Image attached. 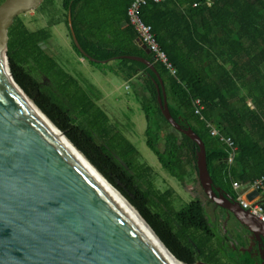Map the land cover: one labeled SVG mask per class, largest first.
Segmentation results:
<instances>
[{
  "label": "trees",
  "instance_id": "trees-1",
  "mask_svg": "<svg viewBox=\"0 0 264 264\" xmlns=\"http://www.w3.org/2000/svg\"><path fill=\"white\" fill-rule=\"evenodd\" d=\"M132 1L62 0L61 5L68 31L70 13L81 49L94 60L85 57L72 40L73 50L92 65L118 62L117 73L141 103L147 147L169 175L182 181L186 174L190 179L192 199L180 208L171 205L169 191L156 188L151 166L98 105L99 89L79 72L66 70L42 48L41 42L55 40L48 28L30 31L20 15L9 28L13 78L59 130L68 126L80 133L103 165L66 136L177 259L187 264H262L252 252L240 250L245 247L242 241L234 243L240 249L233 247L237 239L227 227L226 209L205 195L198 180L200 148L164 117L154 71L122 56H142L153 63L172 117L183 129L191 128L204 144L213 187L236 200L233 181L247 186L264 173V0H164L144 5L141 17L180 72L178 78L138 43L127 17ZM28 58L34 63L31 67L24 66ZM194 100L202 104L203 118L195 114ZM208 124L233 139L238 154L231 164L226 155H219L225 146L210 135ZM207 204L217 208L213 217Z\"/></svg>",
  "mask_w": 264,
  "mask_h": 264
},
{
  "label": "water",
  "instance_id": "water-1",
  "mask_svg": "<svg viewBox=\"0 0 264 264\" xmlns=\"http://www.w3.org/2000/svg\"><path fill=\"white\" fill-rule=\"evenodd\" d=\"M42 1L0 3V264H170L7 80L22 91L11 71L9 28L17 16L36 9ZM67 19L74 44L94 60L81 49L70 13ZM137 41L149 54L150 49ZM122 57L143 62L156 74L164 117L200 148L197 176L205 195L231 212L258 240H264V224L213 187L204 144L191 128L183 129L172 117L153 63L142 56ZM257 195L253 190L247 199ZM260 252L264 263L261 247Z\"/></svg>",
  "mask_w": 264,
  "mask_h": 264
},
{
  "label": "rangeland",
  "instance_id": "rangeland-1",
  "mask_svg": "<svg viewBox=\"0 0 264 264\" xmlns=\"http://www.w3.org/2000/svg\"><path fill=\"white\" fill-rule=\"evenodd\" d=\"M61 1L43 0L36 9L20 15L23 23L30 31L40 28L50 30L55 40L41 42L42 48L54 55L66 70L73 74L79 72L77 75L87 78L99 89L101 98L98 105L111 122L119 124L124 135L138 148L142 155V161L151 166L156 188L161 192L169 191L171 205L175 209L180 208L192 199L190 179L186 174L182 181L169 175L162 169L156 155L147 147L144 136L146 120L141 103L135 97L133 88L127 84L120 73H117L118 62L113 60L92 65L73 50L72 38L64 21ZM33 65V61L28 58L24 66L31 67ZM64 129L60 130L70 142V139L74 140L87 151L92 159L103 165L95 150L81 139L78 131L68 126H65ZM67 134L70 139L66 136ZM71 144L73 143L71 142ZM206 208L211 217L217 212V208H214L212 204H207ZM232 225L233 221L230 220L227 227L234 234L236 232Z\"/></svg>",
  "mask_w": 264,
  "mask_h": 264
},
{
  "label": "built area",
  "instance_id": "built-area-1",
  "mask_svg": "<svg viewBox=\"0 0 264 264\" xmlns=\"http://www.w3.org/2000/svg\"><path fill=\"white\" fill-rule=\"evenodd\" d=\"M164 0H133L127 9L128 23L133 28L141 44H145L153 56L154 62L165 67L169 74L178 78L180 72L169 62L166 52L160 47L156 35L152 30L151 25L146 24L141 17V8L148 2H162ZM183 88L188 90V86L182 83ZM194 112L201 118V110L203 108L199 100L193 101ZM210 135L218 138L225 146L226 161L231 164L237 157V147L233 139L229 136L222 135L214 126L208 124ZM232 187L237 193L236 200L244 209H247L250 214L255 215L261 222L264 223V173L260 177L253 180L247 186L233 181ZM253 190L258 191V195L253 199H247V194Z\"/></svg>",
  "mask_w": 264,
  "mask_h": 264
},
{
  "label": "bare ground",
  "instance_id": "bare-ground-1",
  "mask_svg": "<svg viewBox=\"0 0 264 264\" xmlns=\"http://www.w3.org/2000/svg\"><path fill=\"white\" fill-rule=\"evenodd\" d=\"M7 80L12 86L19 92V94L27 101V103L34 109V111L41 117V119L47 124V126L64 142L84 168L96 179V181L109 193V195L121 206V208L135 221V223L144 231L149 237L157 249L163 254V256L170 262V264H184L180 262L171 251L159 240L154 230L147 224V222L141 217L139 212L132 207V205L122 196V194L116 190L111 184L87 161V159L81 154L73 144L61 135L57 127L51 122V120L43 114L40 109L29 99L26 95L12 82L10 78ZM263 223V222H262ZM264 224V223H263Z\"/></svg>",
  "mask_w": 264,
  "mask_h": 264
},
{
  "label": "flooded vegetation",
  "instance_id": "flooded-vegetation-1",
  "mask_svg": "<svg viewBox=\"0 0 264 264\" xmlns=\"http://www.w3.org/2000/svg\"><path fill=\"white\" fill-rule=\"evenodd\" d=\"M148 54V53H147ZM219 206V205H218ZM232 213L227 211L226 209V215L228 218L227 223L231 220L233 221V228H235V232L233 235L234 239H237L236 241H232L233 242V247L239 248L240 246H236L238 245V241H242L245 245V250L244 251H248V252H252L255 257H258L261 261L262 264V258H261V252H260V247L262 249H264V240H258L257 237L255 235H253L244 225L240 224L235 217H233V215H231ZM234 243H236V245L234 246ZM242 249V248H241ZM240 249V250H241Z\"/></svg>",
  "mask_w": 264,
  "mask_h": 264
},
{
  "label": "crops",
  "instance_id": "crops-1",
  "mask_svg": "<svg viewBox=\"0 0 264 264\" xmlns=\"http://www.w3.org/2000/svg\"><path fill=\"white\" fill-rule=\"evenodd\" d=\"M219 155H226V150L225 149H223V150H221L220 152H219Z\"/></svg>",
  "mask_w": 264,
  "mask_h": 264
}]
</instances>
